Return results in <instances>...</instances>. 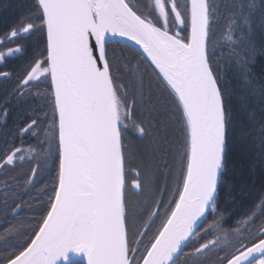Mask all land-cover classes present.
Segmentation results:
<instances>
[{
    "label": "snow or ice",
    "instance_id": "obj_1",
    "mask_svg": "<svg viewBox=\"0 0 264 264\" xmlns=\"http://www.w3.org/2000/svg\"><path fill=\"white\" fill-rule=\"evenodd\" d=\"M254 8L245 0H150L142 8L133 0H34L32 17L10 38L43 37L44 48L14 92L18 98L42 99L43 121L30 117L17 135L31 133L39 149L28 182L44 170L54 177L50 193L44 190L48 202L36 228L11 245L0 264H76L70 254L86 264H182V257L183 264H204L202 255L228 244L226 237L201 235L202 218L218 211L231 125L210 46L223 9L241 33L243 49L237 53L247 62L256 51L255 34L248 31ZM133 46L151 68L155 89L146 82L147 69L131 82L130 94L121 81V63L128 67L124 50ZM20 51L19 45L0 51V63ZM138 108L147 109L155 123L147 131L133 125L149 142L132 152L124 136ZM177 130L182 141L173 139ZM24 151L9 148L0 154V167L23 162ZM169 156L178 164L174 188ZM130 160L141 171L130 168ZM254 215L236 222L237 236L251 227ZM156 219L159 225L149 238ZM258 231L251 246L241 243L217 264H264V223ZM17 232L15 226L5 229L0 239Z\"/></svg>",
    "mask_w": 264,
    "mask_h": 264
},
{
    "label": "trees",
    "instance_id": "obj_2",
    "mask_svg": "<svg viewBox=\"0 0 264 264\" xmlns=\"http://www.w3.org/2000/svg\"><path fill=\"white\" fill-rule=\"evenodd\" d=\"M257 2L258 0H251V3L255 4L251 14L252 26L255 27V30L252 31L255 34L253 39L256 48L255 53L247 62L242 64L241 69L233 70L231 66L227 69V65H225L220 74L231 114L226 153V174L220 189L217 206L225 218V223L247 218L246 214H255L259 203L264 197V137L260 135V127L264 125V41L260 39L262 32L260 29L262 22L260 20L264 15L259 9H256ZM33 8L34 0H0V40H5L4 43L13 41L12 45L24 47L22 55L6 59L0 67V72H8L10 75L14 74V76L23 75V72L20 74L21 70H25L28 62L43 51V37L30 38L27 34H23L17 38H10V32L13 29H19L28 18L32 17ZM216 29L214 26L213 32ZM6 35L9 36L8 39H4ZM124 51L127 54L128 67L121 63L122 76H124L121 81L128 87L130 92V85L133 81L132 67L135 66L134 70L137 76L143 74L145 69L138 59L139 56L135 55L138 54L135 50L129 47ZM220 61L223 62V60ZM23 67L26 68L22 69ZM130 68L129 72L124 71ZM147 81H150L153 89H155L156 84L152 81L149 73L146 78ZM4 95L6 96V93ZM156 95H159V93H156ZM143 111L144 116L141 117V122L147 131L149 123H155V121L149 119L150 113L147 109ZM151 116L155 117L156 114L151 113ZM179 137L178 131L173 139ZM146 140H149V138H146ZM138 147L133 145L132 151L137 152L134 149H138ZM168 161L170 163L173 161L171 156H169ZM130 163L137 164V161L130 160ZM132 198H136V196H132ZM143 199L144 197H142ZM209 216L210 213L206 216V219ZM193 243H195V238ZM191 245L188 246L189 249Z\"/></svg>",
    "mask_w": 264,
    "mask_h": 264
},
{
    "label": "flooded vegetation",
    "instance_id": "obj_3",
    "mask_svg": "<svg viewBox=\"0 0 264 264\" xmlns=\"http://www.w3.org/2000/svg\"><path fill=\"white\" fill-rule=\"evenodd\" d=\"M133 2L142 8L146 2L150 3V0H133ZM186 2L187 0H181L182 4ZM142 64L151 76V68L148 67L147 63ZM22 76L0 77V93L2 95L0 98V154L13 147H24L26 153H29V148L33 149L30 156L25 157L23 162L17 161V164L12 166L13 168L0 167V235L4 234L5 229L13 226L19 229L16 234L12 236L5 235L3 239H0V256L7 255L11 245L22 243L36 228L40 213L48 202L44 190L48 189L50 193L54 177V173L44 170L38 173L32 183L28 182L30 168L35 165L39 149L36 148V141L31 133H26L23 137H20L17 133L30 122V117L38 116L42 123L43 114L40 109L43 106V100L40 99L36 104L32 97L22 99L14 96L17 80ZM151 78L156 84L155 78L152 76ZM41 91H43L42 85ZM46 110L51 115L50 109ZM17 204L20 205L19 209H16ZM261 215H264V204L262 203L259 210L255 212L254 220L256 216L260 217Z\"/></svg>",
    "mask_w": 264,
    "mask_h": 264
},
{
    "label": "rangeland",
    "instance_id": "obj_4",
    "mask_svg": "<svg viewBox=\"0 0 264 264\" xmlns=\"http://www.w3.org/2000/svg\"><path fill=\"white\" fill-rule=\"evenodd\" d=\"M249 2H251V0H245V3H249ZM256 9L257 10L259 9V11L264 15V0H260V1L258 0V2L256 3ZM260 22H262V24H264V17L261 18ZM215 27L217 29L214 30L215 35H214L210 50H213L215 52V56L213 58L216 61H218L219 74L222 73L225 65H227V69H229L230 66L232 67L233 70L241 69L243 66L242 64L244 63L243 62L244 57L237 53L238 48L241 51L243 49V46L239 45V39H240L241 33L238 29H234V27L228 23L227 13L224 12L223 9H221V12L217 17ZM260 29H261V31H264V30H262L261 27H260ZM253 30H255V27H253V26H251L250 29H248V31H251V32ZM12 43H13V41H9V42H5L4 44L0 45V51H6L7 48L12 47V46H13V48L16 47V46H14V44L12 45ZM252 43H253V41H252ZM20 47H21V51L19 53H16L12 57H7L6 59L15 58V57L22 55L24 53V47L23 48H22V46H20ZM34 53H36V52H34ZM132 53H134V52H132ZM31 54H32V52H31ZM135 55H138V54H135ZM249 55H250V57H252L253 53H250ZM220 60H223V62H221ZM30 63H31V61L28 62L27 67ZM137 64H138V66H140L139 63H137ZM2 65H3V63H0V66H2ZM245 66H246V64H245ZM24 68H26V67H23L22 69H24ZM134 69H135V66H134V68L132 67V70H131V68L128 70H124L125 72H127V71L129 72L130 70L132 71V80L133 81L138 77L136 75V71ZM25 70H21L20 74L23 72L22 74L24 75ZM15 76H17V75H15ZM122 78H124V76H120V79H122ZM125 78H126V76H125ZM14 96L17 97L15 92H14ZM32 99H34L36 101V104L40 101V98L32 97ZM143 112L144 111L139 109V108L136 109L133 113L131 120L129 121V127H128V129L125 133V136H124L126 150H128V151H132V146L136 145L139 147H138V149L135 148L134 150L137 152H140L143 149L144 144H148V142H149V140H146V138H142L140 136L139 132L136 130V127L143 126V124L141 122V119H142L141 117L144 116ZM136 117H137V119H136ZM133 125H135L136 127H134ZM177 132H178V130L176 131V133ZM175 134H174V136H175ZM178 139L182 141L183 137L180 136ZM21 154L24 155L25 157H27V156H30L32 154V151H29V153H26V150H25ZM34 155H35V153H34ZM172 160L173 161L171 163L168 161V164H169V166L172 170V173H173V179L170 181V188L175 187V176L178 172V164L174 161L173 157H172ZM7 167L13 168L12 166H7ZM129 167L130 168H136L137 171H141V169L139 167H137L136 163L132 164V163H130V161H129ZM133 179H134V175L130 173L127 177L128 183L131 184V181ZM156 195L158 197L159 193L157 192ZM132 196H135V195L130 191L129 200L131 202L135 203L137 200V197L132 198ZM140 198L142 200V197H140ZM261 201H264V197L262 198ZM260 205H261V202L258 205L257 211L259 210ZM162 211L163 210L161 209V212ZM227 218H228V216H227ZM242 219L246 220V218H242ZM238 220H240V219H238ZM238 220H234L232 223H229L227 221V223H229V224L225 223L226 222L225 218L219 210L215 214L210 213V216L207 219L205 218L204 224H203V227L201 230L202 231L201 235L204 236L206 240H209V239L215 240L218 237L223 239L226 237L228 240V244H224V245H221V247H219V248L209 250L206 253V256L202 255L200 257V259L204 262V264H217V258L218 257L223 258L225 255L228 254V252L233 251L235 248H239L241 243L249 246L251 244L250 242L253 241L259 235L258 228H259L261 223H264V215H261L260 217L256 216L255 222L251 225L250 228H241L242 234L239 236H237L235 234V226H236V222ZM216 221H219L218 226L215 223ZM137 223L139 224V221H137ZM158 225H159V219H157L156 223L153 225L152 230L149 233V238L151 237V234L155 232L156 227ZM229 245H231V246H229ZM192 247H193V245H191V248ZM188 250H189V248L186 251H188ZM185 259H186V257L181 258L182 264H183V261ZM188 259L190 260L191 258H188Z\"/></svg>",
    "mask_w": 264,
    "mask_h": 264
},
{
    "label": "water",
    "instance_id": "obj_5",
    "mask_svg": "<svg viewBox=\"0 0 264 264\" xmlns=\"http://www.w3.org/2000/svg\"><path fill=\"white\" fill-rule=\"evenodd\" d=\"M129 44H131L132 42H128ZM133 48L134 50H136L135 46L131 47ZM137 51V50H136ZM204 218H202L203 220ZM70 256L72 257V259L78 263V264H86V259L79 256V255H74V254H70Z\"/></svg>",
    "mask_w": 264,
    "mask_h": 264
}]
</instances>
